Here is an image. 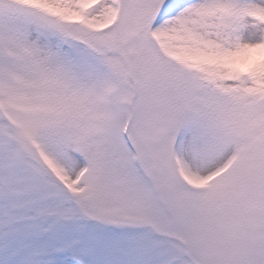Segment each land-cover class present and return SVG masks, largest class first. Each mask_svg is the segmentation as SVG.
Listing matches in <instances>:
<instances>
[{"label":"snow or ice","instance_id":"6c2138e0","mask_svg":"<svg viewBox=\"0 0 264 264\" xmlns=\"http://www.w3.org/2000/svg\"><path fill=\"white\" fill-rule=\"evenodd\" d=\"M0 264H264V0H0Z\"/></svg>","mask_w":264,"mask_h":264}]
</instances>
